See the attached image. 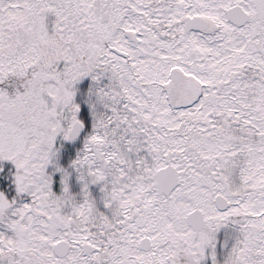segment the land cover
Here are the masks:
<instances>
[{
  "label": "snow or ice",
  "instance_id": "obj_1",
  "mask_svg": "<svg viewBox=\"0 0 264 264\" xmlns=\"http://www.w3.org/2000/svg\"><path fill=\"white\" fill-rule=\"evenodd\" d=\"M0 264H264V0H0Z\"/></svg>",
  "mask_w": 264,
  "mask_h": 264
}]
</instances>
